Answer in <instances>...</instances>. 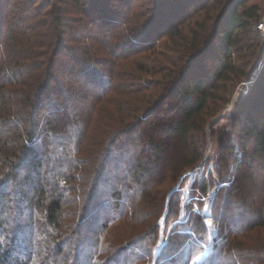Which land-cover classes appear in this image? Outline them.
I'll return each mask as SVG.
<instances>
[{"label":"trees","instance_id":"trees-1","mask_svg":"<svg viewBox=\"0 0 264 264\" xmlns=\"http://www.w3.org/2000/svg\"><path fill=\"white\" fill-rule=\"evenodd\" d=\"M11 1L0 5V264H189L205 248L203 237L188 242L191 236L186 235L189 229L204 228L199 214L198 223L195 219L191 228H175L158 257L154 255L159 218L169 208L167 219L173 220L180 209L179 198H168L169 190L156 191L163 179L150 177L161 174L160 135L180 137L188 145L185 167L202 158L198 139L204 136L213 102L223 100L217 93L221 82L243 75L235 56L252 47L249 34L261 18L259 4L217 0V12L200 20L212 0H154L152 11L136 6L142 0H73L89 7L84 12L92 28L83 38L90 39L93 29L102 26L96 38L109 57L70 48L64 63L60 56L68 40L63 8L47 2L55 9L50 12L51 38L43 42L39 36L47 26L41 23L45 18L36 20L38 12L30 18L26 14L36 5L27 10L18 0L11 7ZM172 1L182 6L175 7L177 16L168 17ZM183 6L196 15L187 23ZM5 21L10 32L4 37ZM117 28L123 29L120 34ZM166 42L172 48L164 51ZM215 50L219 58L213 75L197 73L196 65ZM141 54L146 58L138 60ZM102 64L109 66L108 73L100 69ZM61 70L85 82L91 90L88 104L78 100L75 81L69 87L57 81ZM138 71L159 78L143 80ZM116 77L128 81L124 91L133 99L128 107L120 108L125 102L118 99L112 108L105 104L98 109L116 88ZM172 97L177 104L167 103ZM165 105L167 114L174 111L180 118L149 122ZM103 112L112 114L115 123L103 122ZM244 113L242 131L252 140L251 160L239 162L235 178H222L226 186L219 194L226 191L230 198L217 200L216 206L220 209L222 202L230 208L238 201L251 215L235 230L219 218L221 247L217 243L201 264H223L227 248L232 264H264V187H258L254 172L242 169V164L252 168L255 158L264 165V107L258 121ZM245 175L250 186L241 188L237 185ZM247 188L256 191L246 196ZM104 192L110 193L102 203L107 217L88 234L100 219L97 201ZM253 229L263 233L259 242L237 240Z\"/></svg>","mask_w":264,"mask_h":264},{"label":"rangeland","instance_id":"rangeland-1","mask_svg":"<svg viewBox=\"0 0 264 264\" xmlns=\"http://www.w3.org/2000/svg\"><path fill=\"white\" fill-rule=\"evenodd\" d=\"M7 1L9 0H1L0 5H5ZM16 1L17 0H12L10 2V6L12 7L15 4L14 2ZM18 1L19 3L21 1L24 9L27 10L30 9V6L32 4L36 5V7L34 6L35 9L33 8L31 11H26V14L30 15L29 18L34 16L36 12H38V16L35 18L36 20L45 18L41 21V23L46 24L47 26L39 36L40 40H42L43 42H49L51 38L49 36L53 24L50 19V12H53V10L55 9L52 7V5H47V2L54 4L57 8L59 6L63 8L60 17L67 23L65 36L66 40H68V43L67 49L60 56V61H64L65 63L67 53L70 48H73L74 52L78 50L83 51L85 49H89L96 55L101 56V58L109 57V54L101 45V42L96 38V36L100 33L102 26L100 27L98 24V26L93 29L94 33L92 34L90 39L83 38V32L86 33L85 31H89L88 29L92 28L87 22V19H89L90 15H87V13L84 12L86 11V8H89L87 3L84 4L83 2V4H80L78 6L73 0ZM153 1L154 0H142L141 2L137 3L136 6H141L140 8L144 10L152 11V8L154 7L152 3ZM211 2L212 3L206 6V9H203V11H201L200 17H198L200 18V20H204L205 17L208 18L211 14L217 12L215 6L217 5L218 1L212 0ZM254 3L259 4V6L261 7L260 11L262 17L264 15V0H251L247 4L251 5ZM180 5L182 6L180 1H172V3L166 8V10L168 11V17L173 14L176 15L177 11L175 10V7L179 8ZM136 6L134 10L137 9ZM182 9V19L185 18L184 21L185 23H187L188 20H190V18H192V16L194 15V12L190 16V12H188L189 10L187 11L185 6H183ZM9 10L11 9L9 8ZM46 14H49V17L46 16ZM195 16L196 15H194V17ZM144 19L145 18H143L142 21H144ZM182 21L183 20H178V23H181ZM7 27L8 25L5 21V24L2 26V30H4V37L6 36V32H10ZM122 30L123 29L121 28L116 29L118 34H120ZM249 35V37L251 38L249 40V43L252 45V47L244 52L243 55L235 56V61L238 66L239 73L243 72V75L239 79L232 77V79L221 82V87L219 88V91L217 93H220L221 96H223V100L213 102L212 108L210 109L211 115L209 122L204 128V136L201 141H199L198 139V145L200 146V151L202 152V158L195 164L185 167L184 160H186L185 157L188 156V145L184 143L180 137L160 135V142L164 149L161 160H159L158 163L161 174L151 175L150 177L155 180L163 179V182L160 181L161 183L156 187V191L169 190L168 198H179L180 209H178L179 215L176 214V217L178 216V218L175 217V219L168 221L167 211H169V208L165 210L159 218L160 227L158 230V236L154 251V255L156 257H158L157 255H159V253L162 251L164 244L171 240V235L173 234V230L175 228H191L194 220L198 218L199 215H201V217L204 219L203 221L205 222V225L203 226L204 228L197 230V232L196 230L194 232L192 229H189L188 233L186 234L191 236V239H188V242H194L193 239H198L199 236L204 238L205 248L200 251H196L195 255L191 258V261L189 263L201 264L205 257H209L213 247L217 243H219V247H221V240L218 241L219 237L221 236V224L219 218L224 219V222H226L229 227L235 230L236 226H240L244 223V221L246 220L245 217H250L251 215V211L246 212L243 206H240L238 204V201L234 204L233 207L230 208L226 206V203L225 205H223L222 202L227 201L230 198V194L226 193V191L223 192L224 195L219 194L221 187L223 185L224 187L226 186V183H224V179L222 178H235L237 175H239L237 168L239 162L242 159H244L245 161L251 160L252 140L250 139L249 135L245 133V131H242V117L245 114L244 112H249L251 118L258 121V114H260L262 108L264 107V105H262L264 102V90L262 89L261 85V83L264 85V81H262L264 80V76L262 77V75H264V42L262 41L260 33L255 25L253 26ZM164 38L166 40V37ZM163 46L164 51L172 48V44L170 42H166V44ZM42 51H45V48H42ZM218 52V50H215L214 53L206 54L203 57V61L196 65V72L213 75L214 66L216 65V63H218ZM169 55H171V52ZM145 56L146 55L141 54L137 57L139 60L140 58L145 59ZM129 66L133 67L131 64ZM100 69H103L104 71H106V73L109 72V66L107 65H100ZM63 71L64 70H61V72H59L57 81L62 85L64 84L65 87L72 86L77 77H75L74 75L71 76V73H68L67 71ZM138 73H140V77H142L143 80L148 79L149 77L155 80H158L159 78L158 76L151 77L147 74V72L143 71H138ZM81 81L82 82L75 81L78 84V100L80 102L84 101L85 104H88L90 102V93L88 92H91V90L88 91V87L85 82L82 79ZM115 83L117 84L116 88L108 93L109 96L106 100L98 103V109L101 106H105V104H108V106H111L112 108L111 103H114L115 101L117 102L118 99H122L125 102L124 105H120V108L126 107L127 104H130L131 99H133L134 95H131L124 91V86L128 84V81H126V79L116 77ZM118 86H120L121 89ZM153 91L154 90H150L148 92ZM171 102L173 104H177V101L173 97L170 98L167 103ZM167 106L168 105H165L164 110L161 111L160 114L152 117L149 122H155L158 120H163L165 122L175 121L180 118L181 114H176V112L174 111L173 113H171V111L169 114H167V112H165V108H167ZM116 110L118 111V108H115L114 111ZM163 114L165 115L163 116ZM100 117L103 119V122H110L112 124L115 123V119H112V114L110 113L106 112L105 114L103 112L101 113ZM102 119H100L96 123L101 124ZM148 124L149 123H145L143 126L146 131L150 132V128L149 130L146 129L148 127ZM148 132H143V135L146 136V138L149 135ZM230 147H232V149ZM140 148L141 147H137L136 151ZM139 152L141 154H144L146 151H144L143 149L141 151L140 149ZM222 154H224V156L226 157L225 161L223 162L221 161ZM129 157L131 158V156ZM131 160L133 162L134 158H131ZM254 160L255 163L252 168L246 164H242V169L244 170V172H254L255 176L257 177V185L262 189L264 187V165H262L258 158H255ZM243 178L244 183L240 182L237 186H240L241 188L246 185L250 186L248 183L249 178L246 177V175ZM247 189H245L244 191L246 196L248 194L247 192H250V195H252L256 191H254L253 188ZM28 192L29 196L34 195V192H31V190H29ZM109 198L110 193L104 192L102 193L100 200L97 201V210L100 219L97 224L93 225V228L87 229V231H85L87 233L89 232L88 234L93 233V229L98 227L99 222L106 219L107 215L104 213V210L106 208L102 206V203ZM219 199H221L222 202L220 205V209L218 208L217 210L216 205ZM150 211L153 212L155 210H153L152 208ZM187 221H190V224L186 223ZM195 221L197 222V219ZM262 237L263 233L261 231H259L258 229H253V231L248 233V237L240 236L239 238L237 237V240L239 242L244 241L248 243L251 241L257 243ZM88 252L89 251H86L85 255H87ZM217 252L221 254L220 249L219 251L216 250V253ZM222 252L224 254L225 250L223 249ZM229 253L230 252L227 248L225 255H229ZM227 255L224 258L226 259V262H224L225 260L223 259L222 263L232 264L229 260H227ZM15 256H17V254Z\"/></svg>","mask_w":264,"mask_h":264},{"label":"built area","instance_id":"built-area-1","mask_svg":"<svg viewBox=\"0 0 264 264\" xmlns=\"http://www.w3.org/2000/svg\"><path fill=\"white\" fill-rule=\"evenodd\" d=\"M255 26L260 33L262 41L264 42V15L258 20Z\"/></svg>","mask_w":264,"mask_h":264}]
</instances>
